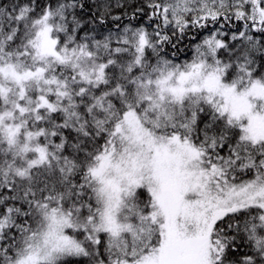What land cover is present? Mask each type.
<instances>
[{
	"label": "snow or ice",
	"instance_id": "6c2138e0",
	"mask_svg": "<svg viewBox=\"0 0 264 264\" xmlns=\"http://www.w3.org/2000/svg\"><path fill=\"white\" fill-rule=\"evenodd\" d=\"M0 264H264V0H0Z\"/></svg>",
	"mask_w": 264,
	"mask_h": 264
},
{
	"label": "trees",
	"instance_id": "16d2710c",
	"mask_svg": "<svg viewBox=\"0 0 264 264\" xmlns=\"http://www.w3.org/2000/svg\"><path fill=\"white\" fill-rule=\"evenodd\" d=\"M182 51L178 53V56L180 59H185L191 55L190 52H188L186 49L183 48V45H181Z\"/></svg>",
	"mask_w": 264,
	"mask_h": 264
}]
</instances>
